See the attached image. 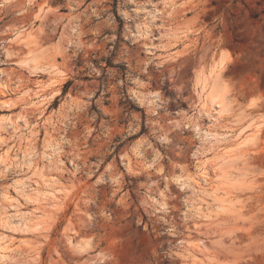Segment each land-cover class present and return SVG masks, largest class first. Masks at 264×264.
<instances>
[{
    "label": "rangeland",
    "instance_id": "374dc122",
    "mask_svg": "<svg viewBox=\"0 0 264 264\" xmlns=\"http://www.w3.org/2000/svg\"><path fill=\"white\" fill-rule=\"evenodd\" d=\"M2 1L0 264H264V0Z\"/></svg>",
    "mask_w": 264,
    "mask_h": 264
},
{
    "label": "bare ground",
    "instance_id": "6f19581e",
    "mask_svg": "<svg viewBox=\"0 0 264 264\" xmlns=\"http://www.w3.org/2000/svg\"><path fill=\"white\" fill-rule=\"evenodd\" d=\"M5 1V0H4ZM6 2V1H5ZM4 2L2 1V2H0V5H2ZM18 37V36H17ZM11 39V38H10ZM12 40V39H11ZM7 49H5V54H6V52H8V51H6ZM4 51V50H3ZM4 53V52H3ZM6 56H7V54H6ZM31 59L30 58H28V60H21L20 61V63L19 64H21V65H23V66H28L29 65V61H30ZM33 61V60H32ZM220 64H221V66H222V63L220 62ZM218 65H219V63H218ZM39 66V65H38ZM38 66H36V64H33L30 68H28V69H31V70H39V71H41L40 69H38ZM220 66V65H219ZM221 68V67H220ZM34 71V72H35ZM33 72V71H32ZM37 72V71H36ZM210 77H211V75H209ZM208 76V78H210ZM207 78V80H209ZM214 81H213V86H211V88L209 89V88H206L205 86L206 85H199V86H201V88H200V90H198V95H199V101H200V103L202 102L203 104H202V108H201V110H200V112L198 113L199 115L201 114L202 116H206V115H211V113L212 112H215V113H219L220 112V108L222 107V105H221V103L220 102H218L217 100H218V97H219V99H220V95H218L219 93H216V90H214L215 89V79H213ZM210 81L212 82V80L210 79ZM207 82V81H206ZM200 83V82H199ZM203 83V82H202ZM207 84V83H206ZM49 85V84H48ZM47 85V86H48ZM210 85V84H209ZM209 85H208V87H209ZM215 86V87H214ZM206 89V90H205ZM207 89H209L208 91H207ZM215 91V93L217 94V96H215V94H213V92ZM55 93V92H54ZM55 94H57V92L55 93ZM47 97V96H46ZM45 97V98H46ZM222 101V100H221ZM5 104H8L7 102H4ZM206 104H208V105H210V107H211V111L209 112V110H206L205 109V106H206ZM222 104H223V102H222ZM43 105V104H42ZM224 109V108H223ZM43 110H44V108H43ZM43 110L42 111H40V115H42V113H44L43 112ZM52 118V117H51ZM50 117H47L46 119H44V123H47V125H49V126H52V127H50V128H52L53 129V123L54 122H52V119H51ZM188 118V117H187ZM186 118V119H187ZM54 120V119H53ZM189 120V119H188ZM56 123V122H55ZM44 125V124H43ZM192 126H193V129L196 131V132H199L200 131V128H198V125H196V124H192ZM49 128V129H50ZM245 128H247V127H245ZM244 130L245 129H242V130H240V132H238L239 134H237V137H238V135L240 136V134L241 133H243L244 132ZM50 131V130H49ZM51 132V131H50ZM208 134H210V133H208V132H206L205 133V135L207 136ZM251 135V134H250ZM250 135H247L244 139H243V141L240 143V145L241 144H246V143H248L250 140H251V136ZM53 138V137H52ZM55 140V139H54ZM53 140V141H54ZM51 142L52 141H47L46 142V148H51L50 150H51V153H56V154H58L59 153V151H60V147H58L59 145H56V144H51ZM48 143V144H47ZM53 143V142H52ZM56 143H58V142H56ZM176 178L174 179V180H176V182H180V185L182 186V187H185V186H190V184L188 183L189 182V180H187L186 181V179H188V178H184L183 179V177L182 176H175ZM57 192H60V190H58ZM55 198V200H57V202H59L60 201V198L58 197V196H55L54 197ZM56 201H55V203H57ZM156 202V201H155ZM156 203H158V202H156ZM159 204V203H158ZM162 208H163V205L161 204L160 205ZM36 227H38V225L36 224ZM70 240V239H69ZM71 244V243H70ZM77 244V243H76ZM81 244V243H80ZM79 243L77 244V245H80ZM74 245V244H73ZM82 245V244H81Z\"/></svg>",
    "mask_w": 264,
    "mask_h": 264
},
{
    "label": "crops",
    "instance_id": "0c3cea01",
    "mask_svg": "<svg viewBox=\"0 0 264 264\" xmlns=\"http://www.w3.org/2000/svg\"><path fill=\"white\" fill-rule=\"evenodd\" d=\"M36 38V40H37V42H41V43H43V40H42V38L40 37V36H36L35 37ZM38 50V49H37ZM39 52H41L40 50L39 51H37L36 53H34V54H31V55H38L39 54Z\"/></svg>",
    "mask_w": 264,
    "mask_h": 264
},
{
    "label": "trees",
    "instance_id": "16d2710c",
    "mask_svg": "<svg viewBox=\"0 0 264 264\" xmlns=\"http://www.w3.org/2000/svg\"><path fill=\"white\" fill-rule=\"evenodd\" d=\"M69 85V82H67L65 85H64V89H66Z\"/></svg>",
    "mask_w": 264,
    "mask_h": 264
}]
</instances>
